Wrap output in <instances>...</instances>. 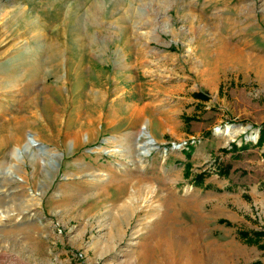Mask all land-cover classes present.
<instances>
[{
	"label": "rangeland",
	"instance_id": "374dc122",
	"mask_svg": "<svg viewBox=\"0 0 264 264\" xmlns=\"http://www.w3.org/2000/svg\"><path fill=\"white\" fill-rule=\"evenodd\" d=\"M263 125L264 0H0V264H264Z\"/></svg>",
	"mask_w": 264,
	"mask_h": 264
},
{
	"label": "bare ground",
	"instance_id": "6f19581e",
	"mask_svg": "<svg viewBox=\"0 0 264 264\" xmlns=\"http://www.w3.org/2000/svg\"><path fill=\"white\" fill-rule=\"evenodd\" d=\"M84 48H86V47L84 46ZM230 56H231V52H230ZM228 59H229V50L225 46L221 47L218 51H216L214 54H212L213 66H216V67L221 64L223 66V68H226L228 66V63H229L227 61ZM87 96H88V94H87ZM55 111H56V109H55ZM31 115L34 116L35 111L32 112ZM55 115H60V111L57 110V113ZM81 118H82V116H80L79 119H81ZM55 120H57V118ZM142 129H143L142 135L148 136L146 133V127L142 128ZM217 130H218L217 134H219V135L221 134V136L228 138V140H231L236 135H239V134H242L245 132V129L236 128V127H227L226 129H217ZM81 131H82V126L80 127V129L77 132H74L71 135H67V137H71L74 141L77 142V141H79V136H80ZM179 148L180 147H177L175 149H179ZM136 149L138 151L139 157H141V158H139L141 161L142 158L149 156L153 151L157 150L158 148L156 146L155 140L148 136L147 140H145L144 143L140 142L137 145ZM3 194L5 195V192H3ZM12 197H13V195H11L10 193L6 194V197H3L2 199L0 197V221L1 220H7L8 222H11L14 220V218L19 217L20 215L22 216V214H25V213H23V209H21L22 207L12 209V207L10 206V200L12 199ZM29 201H31V203L28 205L27 210L32 206L39 205V200H33L32 199ZM191 202H193L191 204V205H193L192 208H197V209L201 208L202 203H201V201H199L198 196H196V195L193 196L191 198ZM15 220H17V219H15ZM22 221H24V220H22Z\"/></svg>",
	"mask_w": 264,
	"mask_h": 264
},
{
	"label": "trees",
	"instance_id": "16d2710c",
	"mask_svg": "<svg viewBox=\"0 0 264 264\" xmlns=\"http://www.w3.org/2000/svg\"><path fill=\"white\" fill-rule=\"evenodd\" d=\"M197 98H200L201 96L200 95H198V94H196L195 95ZM201 99H203V98H201ZM263 127H264V125H263ZM246 146H241V147H237L235 144H231L230 145V149L229 150H227V149H223L222 150V152L223 153H233V152H236V151H238V150H243L244 148H245ZM226 174L228 173V171L227 172H225ZM203 178H204V176L203 175H197L196 176V181H200V183H201V181H203ZM256 235H258V236H264V232H257L256 233ZM240 236L241 237H243V238H247V236H246V234L244 233V232H242V233H240ZM248 241V240H247ZM260 248H264V244H262L261 246H260ZM251 264H261L260 262H253V263H251Z\"/></svg>",
	"mask_w": 264,
	"mask_h": 264
},
{
	"label": "water",
	"instance_id": "95a60500",
	"mask_svg": "<svg viewBox=\"0 0 264 264\" xmlns=\"http://www.w3.org/2000/svg\"><path fill=\"white\" fill-rule=\"evenodd\" d=\"M246 140V139H245Z\"/></svg>",
	"mask_w": 264,
	"mask_h": 264
}]
</instances>
